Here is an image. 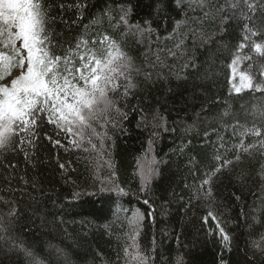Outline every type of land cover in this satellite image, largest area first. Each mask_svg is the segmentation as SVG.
<instances>
[{"label": "snow or ice", "instance_id": "1", "mask_svg": "<svg viewBox=\"0 0 264 264\" xmlns=\"http://www.w3.org/2000/svg\"><path fill=\"white\" fill-rule=\"evenodd\" d=\"M145 7L146 13L138 12L140 0H0V264H74L67 249L50 245L55 260L45 258L16 231L29 185L27 169L49 148L88 154L90 164L93 154L105 157L108 178L99 180L90 194L103 197L107 211L117 219L124 214L121 228L126 231L115 259L109 261L98 251L85 252L80 264H157L155 236L147 249L140 237L145 221L155 225L154 181L161 165L168 163L157 157L156 144L161 131L175 133L176 126L195 135L170 149L172 154L184 155L193 139L206 149L203 161L188 157L182 189L189 193L187 201L183 194L172 193L186 210L194 201L204 207L205 235L215 237L222 250L231 251L232 236L216 211L213 189L225 175L243 188L248 169L255 165L262 187L252 220L260 223L264 214V0H149ZM133 46L144 48L142 63H137ZM178 58L183 74L177 79H193L194 89L199 88V108L190 115L183 110L169 129L167 117L157 112L149 124L145 109L139 103L133 106L131 112L139 113L136 127L152 129L143 153L148 162L137 158L132 172L137 182L133 190L119 181L111 158L115 141L109 131L128 134L124 122L129 112L121 102L127 107L139 89L138 78L150 81L151 70L170 68L169 61ZM156 75L164 78L161 72ZM221 75L228 87L226 98L212 87ZM233 101L243 102L237 108ZM58 166L68 170L63 163ZM232 196L242 205L238 219L247 223L246 202L242 195ZM130 197L146 210L124 207L121 201ZM127 203L131 205V199ZM252 247L264 253V232ZM159 264L168 261L161 258ZM171 264H185L183 256L177 255ZM219 264H227L222 252Z\"/></svg>", "mask_w": 264, "mask_h": 264}, {"label": "trees", "instance_id": "2", "mask_svg": "<svg viewBox=\"0 0 264 264\" xmlns=\"http://www.w3.org/2000/svg\"><path fill=\"white\" fill-rule=\"evenodd\" d=\"M148 2L149 0H140L138 12L146 13L148 9L145 5ZM189 48L191 49V42ZM143 51V47L133 46V54L138 57L137 63H142L143 56L140 54ZM197 55L203 59L199 51ZM169 64L171 67L163 70L150 69L153 73L150 81L138 78L139 89L129 98L127 107L121 102L120 106L129 112V119L124 122L128 134L109 131L115 141L111 148V158L115 162L119 181L130 185L133 190L136 189L137 182L133 179L132 172L137 158H141L142 163L148 162L143 153L152 131L151 127H136L139 113L131 112L133 106L139 103L145 109L149 124L157 112L167 117L169 129L174 126L172 122L177 115L184 114L183 110H187L190 115L193 108H199V88L194 89L193 79H177V76L183 74L182 61L178 58L176 61H169ZM157 72H161L164 78H158ZM212 87L222 98L227 97L228 87L223 75ZM248 98V94H245L244 99ZM242 102L233 101L237 108ZM176 127L175 133L161 131L156 144L157 157L168 160V163L161 165L160 175L154 181L155 225L145 221L140 237L142 247L151 248L155 236L157 264L161 258L171 264L177 255L183 256L185 264H219L221 252L227 264H264V253L256 252L252 247V241H259V234L264 232V214L259 217L260 223L252 220L256 215L253 209L260 203L257 196L262 187L255 174L258 165L248 169L250 176L243 188L238 186L235 179L225 175L213 189L216 211L232 236L231 251L222 250L215 237L205 235V228L201 224V217L205 214L204 207L194 201L192 207L186 210L184 202L172 195L173 192L183 194L187 201L189 193H182V189L185 177L188 176V157L203 161L206 152L193 139V143L185 148L184 155L172 154L170 149L180 144L181 140L186 141L195 135H187L180 126ZM165 153L168 155L165 156ZM87 156L85 153L65 152L63 149L53 151L49 148L39 154L34 167L29 166L27 169L29 185L25 188V196L20 203L23 215L16 231L17 235L45 258L55 260L54 252L49 250L51 245L67 249L74 264H80L83 253L94 254L97 251L112 261L123 243L122 234L126 229L121 228V220L124 219V214L121 213L120 219H117L107 211V206L102 203L103 197L90 194L99 187V180L108 178L105 157L93 154L90 164ZM60 163L66 165V172L59 168ZM21 166L23 167L22 161ZM74 193H80L79 197H74ZM232 193L242 195L246 202L243 207L248 216L247 223L238 219L242 205L234 200ZM129 199L132 201L131 205L127 203ZM121 203L124 207L146 210V206L138 203L134 197L124 198ZM25 225L30 230H25ZM161 253L163 257H160Z\"/></svg>", "mask_w": 264, "mask_h": 264}]
</instances>
